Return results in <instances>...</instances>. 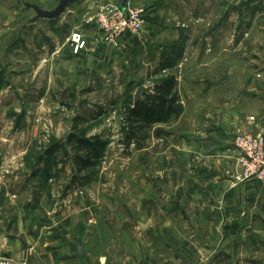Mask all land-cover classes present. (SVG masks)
Instances as JSON below:
<instances>
[{
	"label": "rangeland",
	"instance_id": "374dc122",
	"mask_svg": "<svg viewBox=\"0 0 264 264\" xmlns=\"http://www.w3.org/2000/svg\"><path fill=\"white\" fill-rule=\"evenodd\" d=\"M24 2L46 10L57 4L0 0V233L22 211L52 218L72 203L82 206L85 197L92 201L96 222L101 219L109 226L112 218L106 214L115 210L128 216L131 225L140 213V187L131 151L120 141L126 127L120 116L123 100L133 97L139 86H152L153 91L158 78L173 74L183 108L179 76L196 79L200 73L215 83L218 71L225 82L233 67L240 73L254 71L252 64H260L255 57L264 55V0H131L129 8L141 10L145 21L138 36L152 34V23L172 25L178 39L194 48L180 57L176 68L163 72L156 67L146 71V65L126 63L123 57L108 61L116 47L105 44L110 26L99 12L110 5L120 7L117 0H73L59 18L33 23L28 20L35 11ZM129 46L122 40L121 56ZM89 54L98 68L91 74L86 67ZM111 63L114 70L107 68ZM82 132L99 136L104 150L110 143L104 157L85 173L73 166L66 145L70 134ZM85 175L98 180L95 190L87 189ZM105 197L112 202L111 210L102 202ZM106 253L112 259L113 251Z\"/></svg>",
	"mask_w": 264,
	"mask_h": 264
},
{
	"label": "crops",
	"instance_id": "0c3cea01",
	"mask_svg": "<svg viewBox=\"0 0 264 264\" xmlns=\"http://www.w3.org/2000/svg\"><path fill=\"white\" fill-rule=\"evenodd\" d=\"M151 27L148 36L125 38L130 44L126 56L114 52L108 61L123 57L126 63L163 72L176 68L189 48L193 52L191 45L178 39L172 25L162 28L152 23ZM255 58L260 64H252L254 71L240 73L233 67L225 75L226 82L219 71L215 83L205 81L200 73L198 85L193 75L179 76L182 112L153 123L140 147L121 143L131 151L134 179L140 187L136 195L140 213L133 224L128 216L111 210L107 197L102 202L112 212L106 214L112 218L109 226L92 218L94 207L87 197L82 206L72 203L52 218L22 211L0 233V260L13 264H264V186L253 179L236 180L232 143L237 128L253 132L264 128V55ZM249 61L256 63L253 58ZM107 68L114 70V65ZM85 178L87 189H94L98 180L93 175ZM76 241L84 246L83 259L77 256ZM109 249L112 259L106 253Z\"/></svg>",
	"mask_w": 264,
	"mask_h": 264
},
{
	"label": "trees",
	"instance_id": "16d2710c",
	"mask_svg": "<svg viewBox=\"0 0 264 264\" xmlns=\"http://www.w3.org/2000/svg\"><path fill=\"white\" fill-rule=\"evenodd\" d=\"M175 84V75L167 74L156 80L151 94H145L136 103L130 96L123 100L120 116L126 127L122 130L120 141L125 147H129L132 142L135 147H140L141 141L147 137V129L153 123L166 121L172 115L178 116L182 112L178 94L174 90ZM160 131L159 128L155 129L157 133ZM66 145L72 150L70 159L79 172L95 166L103 151L99 136L86 137L83 132L78 135L70 134ZM65 153L68 155L66 151Z\"/></svg>",
	"mask_w": 264,
	"mask_h": 264
},
{
	"label": "built area",
	"instance_id": "2783aa9c",
	"mask_svg": "<svg viewBox=\"0 0 264 264\" xmlns=\"http://www.w3.org/2000/svg\"><path fill=\"white\" fill-rule=\"evenodd\" d=\"M131 0H126L125 8L108 6L100 8V18L109 24L107 28L106 45L116 47L119 52L122 40L129 36H138L144 31V19L141 10L129 8ZM75 42L79 43L77 39ZM84 44L81 42L80 46ZM78 49V45L76 46ZM96 61V58H95ZM253 124V120H248ZM235 150L234 174L238 181L253 179L264 186V128L259 131L237 128L232 139ZM81 191V190H80ZM0 264H13L9 259L0 260Z\"/></svg>",
	"mask_w": 264,
	"mask_h": 264
},
{
	"label": "water",
	"instance_id": "95a60500",
	"mask_svg": "<svg viewBox=\"0 0 264 264\" xmlns=\"http://www.w3.org/2000/svg\"><path fill=\"white\" fill-rule=\"evenodd\" d=\"M72 1L73 0H57L56 6L51 10L43 9L37 4H31L28 2H24V6L26 8H31L35 11V16L33 18H31L30 20H28V23H33L40 18H45V19H49V20L59 18L61 16V14L66 10L68 5ZM117 1H118L120 8L124 9L126 0H117ZM93 61H94V56H92L90 54L87 55L86 67L88 68L90 74L93 71V66H92ZM151 93H152V86H139L136 89L134 96H133L134 103H136L138 100H141L143 98L142 94H151ZM160 187L165 192L169 191V188L166 187L165 185H161ZM140 226L142 228L147 227L146 224H141V223H140ZM0 241H1V236H0ZM75 246H76L78 258H80V259L85 258L86 252L84 250V246L80 245L79 242H77V241L75 243Z\"/></svg>",
	"mask_w": 264,
	"mask_h": 264
}]
</instances>
